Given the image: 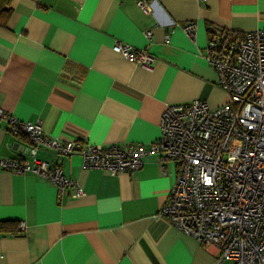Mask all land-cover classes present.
Wrapping results in <instances>:
<instances>
[{
    "label": "crops",
    "instance_id": "1",
    "mask_svg": "<svg viewBox=\"0 0 264 264\" xmlns=\"http://www.w3.org/2000/svg\"><path fill=\"white\" fill-rule=\"evenodd\" d=\"M146 1L151 11L137 0H9L0 24V108L61 140L147 147L160 136L167 104L225 102L205 57L208 30L264 28V0ZM190 20L192 37L181 28ZM117 41L149 51L151 65L114 51ZM23 143L0 118V158L16 156ZM36 155L59 165L83 194L66 187L59 195L39 175L0 167V222H8L0 264L215 263L216 246L161 214L177 168L158 153L145 154L133 174L82 167L78 153Z\"/></svg>",
    "mask_w": 264,
    "mask_h": 264
},
{
    "label": "built area",
    "instance_id": "2",
    "mask_svg": "<svg viewBox=\"0 0 264 264\" xmlns=\"http://www.w3.org/2000/svg\"><path fill=\"white\" fill-rule=\"evenodd\" d=\"M137 4L145 12L152 10L146 0ZM181 28L192 37L196 23L190 20ZM144 34L150 38L151 30ZM112 49L143 67L153 61L149 51L123 42L117 41ZM205 57L227 100L214 107L198 98L167 104L160 136L147 147L61 140L46 135L39 122L20 121L0 108L9 131L27 142L18 144L16 156L0 158V167L39 175L59 195L70 187L73 196H81L77 180L37 157L38 150L78 153L82 167L111 174H133L145 154L156 152L161 164L177 168L161 214L200 244L216 246L214 264H264V28L238 32L212 26Z\"/></svg>",
    "mask_w": 264,
    "mask_h": 264
},
{
    "label": "trees",
    "instance_id": "3",
    "mask_svg": "<svg viewBox=\"0 0 264 264\" xmlns=\"http://www.w3.org/2000/svg\"><path fill=\"white\" fill-rule=\"evenodd\" d=\"M9 0H0V24L3 25L9 14ZM8 222H0V228H3Z\"/></svg>",
    "mask_w": 264,
    "mask_h": 264
}]
</instances>
